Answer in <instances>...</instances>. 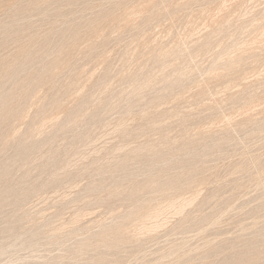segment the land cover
<instances>
[{
  "label": "rangeland",
  "instance_id": "obj_1",
  "mask_svg": "<svg viewBox=\"0 0 264 264\" xmlns=\"http://www.w3.org/2000/svg\"><path fill=\"white\" fill-rule=\"evenodd\" d=\"M3 95L0 264H264V0H0Z\"/></svg>",
  "mask_w": 264,
  "mask_h": 264
},
{
  "label": "bare ground",
  "instance_id": "obj_2",
  "mask_svg": "<svg viewBox=\"0 0 264 264\" xmlns=\"http://www.w3.org/2000/svg\"><path fill=\"white\" fill-rule=\"evenodd\" d=\"M160 1V0H159ZM181 1V0H180ZM165 7V6H164ZM156 11V10H155ZM138 14H140V13H138ZM204 27V26H203ZM202 33V32H201ZM197 36V35H196ZM184 43V42H183ZM138 48V47H137ZM135 52V51H134ZM28 53V52H27ZM116 55V54H115ZM20 62V61H19ZM253 68V67H252ZM11 69V68H10ZM12 71H14V69L12 70ZM96 73V72H95ZM262 73V72H261ZM257 76V75H256ZM112 86V85H111ZM150 86V85H149ZM208 89V88H207ZM237 89V88H236ZM209 90V89H208ZM226 90V89H225ZM103 91H105V90H103ZM5 95H3L2 97L0 96V101L2 100L3 101V97H4ZM218 96V95H217ZM4 98H6V97H4ZM226 102V101H225ZM1 109V108H0ZM196 109V108H195ZM223 111V110H222ZM28 114V113H27ZM228 117V116H227ZM53 118V117H52ZM229 118V117H228ZM239 118V117H238ZM231 119V118H230ZM235 119V118H234ZM53 120V119H52ZM229 120V119H228ZM47 121V120H46ZM55 121V120H54ZM45 123V122H44ZM43 124V123H42ZM211 124V123H210ZM222 124V123H221ZM235 124V123H234ZM208 126V125H207ZM213 126V125H212ZM38 128V127H37ZM20 131V130H19ZM235 132V131H234ZM194 133V132H193ZM15 134V133H14ZM40 134V133H39ZM258 154V153H257ZM253 163V162H252ZM259 175V174H258ZM254 184V183H253ZM257 184V183H256ZM262 184V183H261ZM165 188H167V187H165ZM179 188V187H178ZM164 189V188H163ZM164 191V190H163ZM172 201V200H171ZM170 201V202H171ZM174 203V202H173ZM184 207V206H183ZM136 208V207H135ZM180 209H181V207H179ZM259 208V207H258ZM143 209V208H142ZM163 209V208H162ZM165 209V208H164ZM163 209V210H164ZM243 209V208H242ZM143 211H146V210H143ZM180 211V210H179ZM153 212V211H152ZM161 212H162V210H161ZM155 214H158V213H156V212H154ZM154 213L152 214L153 216H154ZM231 214V213H230ZM140 215H141V213H140ZM151 216V215H150ZM149 217V216H148ZM146 218H147V216H146ZM151 218V217H150ZM140 219H141V217H140ZM144 219H145V217H144ZM143 219V220H144ZM154 219V218H153ZM147 226V225H146ZM64 227V226H63ZM150 228V227H149ZM116 229V228H115ZM152 229H153V227H152ZM248 229V228H247ZM148 230V229H147ZM145 231V230H144ZM209 231V230H208ZM119 232V231H118ZM143 234V233H142ZM142 236V235H141ZM177 238V237H176ZM184 240H186V239H184ZM183 240V241H184ZM202 249V248H201ZM151 252V251H150ZM91 253V252H90ZM148 260V259H147Z\"/></svg>",
  "mask_w": 264,
  "mask_h": 264
}]
</instances>
